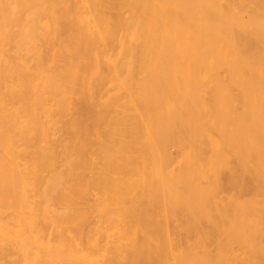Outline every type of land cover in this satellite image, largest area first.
<instances>
[{
    "label": "bare ground",
    "instance_id": "6f19581e",
    "mask_svg": "<svg viewBox=\"0 0 264 264\" xmlns=\"http://www.w3.org/2000/svg\"><path fill=\"white\" fill-rule=\"evenodd\" d=\"M0 264H264V0H0Z\"/></svg>",
    "mask_w": 264,
    "mask_h": 264
},
{
    "label": "rangeland",
    "instance_id": "374dc122",
    "mask_svg": "<svg viewBox=\"0 0 264 264\" xmlns=\"http://www.w3.org/2000/svg\"><path fill=\"white\" fill-rule=\"evenodd\" d=\"M172 152L174 153L175 150L173 149ZM95 197H96V196L93 195V194H92L91 196H89L90 200H92V201H94V200L96 199ZM94 210H95V211H94ZM95 212H96V213H99V211L96 210V208H93V210L90 211V215H91L92 217H95V215H96V216L100 215V213L97 215V214H95ZM90 218H91V217H90Z\"/></svg>",
    "mask_w": 264,
    "mask_h": 264
}]
</instances>
